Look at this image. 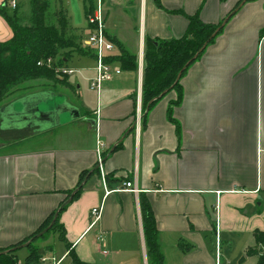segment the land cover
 Returning <instances> with one entry per match:
<instances>
[{"label": "crops", "instance_id": "crops-1", "mask_svg": "<svg viewBox=\"0 0 264 264\" xmlns=\"http://www.w3.org/2000/svg\"><path fill=\"white\" fill-rule=\"evenodd\" d=\"M52 2L93 51L85 40L96 0ZM240 2L104 0L108 37L136 55L137 69L113 61L121 73L92 89L95 58L75 53L68 61L75 72L53 89L63 96L58 105L53 93L37 91L0 107L1 130L18 132L0 140V249L56 212L71 249L53 232L40 244L53 247L42 264H72L71 250L92 264H149L143 201L152 207L164 264H217L218 244L223 264L236 237L255 242L264 231V0H246L227 18ZM0 7L13 14L9 0ZM194 15L227 20L182 77L180 102L171 90L144 110L147 40L183 37ZM12 37L0 14V42ZM115 47L112 57L121 52ZM42 101L48 111L39 109ZM126 181L140 192L117 191ZM57 240L59 259L51 256Z\"/></svg>", "mask_w": 264, "mask_h": 264}, {"label": "trees", "instance_id": "trees-1", "mask_svg": "<svg viewBox=\"0 0 264 264\" xmlns=\"http://www.w3.org/2000/svg\"><path fill=\"white\" fill-rule=\"evenodd\" d=\"M244 1L246 0H241L227 18L236 13ZM29 5L32 10L30 25H23L20 21L18 11L20 2H18L17 8L13 9V14L7 7H0V14L13 30L11 39L0 42V101L14 86L23 81L45 75L57 76L56 67H68V61L75 53L81 55L90 53L96 58L95 51L86 48L83 45V39L72 33L69 18L63 8H54L51 0H29ZM225 20L214 24L204 22L198 15L190 16L189 26L183 37L166 41L147 40L143 82L144 110L151 108L171 90L178 91V99L174 101V104L180 102L182 77L222 32ZM110 40L121 52L118 56H109L107 60L109 62L119 61L123 69H137L136 55L125 50L118 40L111 37ZM48 58L56 59V64L51 67L45 64L39 66L41 60L46 61ZM77 195L78 192L74 196ZM55 214L56 212L39 230L25 240L13 247L0 249V264H42V258L52 251L53 247L51 245L42 247L40 244L48 239L53 232H57L60 238L66 242L67 248L71 249L70 243L66 241L65 230L57 217L51 229L26 246L29 253L25 261L20 263L18 250L47 228ZM142 217L148 263L164 264L165 257L158 238L156 219L152 207L147 201L142 202ZM254 235L255 245L248 248L247 253L256 257V264H264V231L258 230ZM69 255L72 264H92L80 260L75 253H72V250Z\"/></svg>", "mask_w": 264, "mask_h": 264}, {"label": "rangeland", "instance_id": "rangeland-1", "mask_svg": "<svg viewBox=\"0 0 264 264\" xmlns=\"http://www.w3.org/2000/svg\"><path fill=\"white\" fill-rule=\"evenodd\" d=\"M51 1H53V0H51ZM65 1H68V0H65ZM19 2H20V8L18 9V11H19L20 21L23 25H30L31 24L32 10H31V7L29 5V0H19ZM51 22H53V21H51ZM106 31H107V29H106ZM41 62H42V64H39V66H43L45 64V61L41 60ZM54 62L56 64V62H57L56 59H54ZM58 67H56L57 76L45 75L42 77H36L34 79H29V80L23 81L20 84L14 86V88L7 95H5L4 99L2 101H0V107L3 104L15 101L16 99H18L24 95H28L29 93H32V92L36 93L37 91H46V92L53 93L54 96L50 99V101H52L54 99L55 102H57L56 105H58L59 104L58 101L60 102L61 99H63V96L56 93L53 89H55L56 91H59L62 88H64L63 85H65L67 83V76H68V75H64V74H61L60 72H58V70H57ZM50 105H51L50 103H48L46 101H42V102H40L39 109L42 112L48 111V109L50 108ZM56 105L54 107H56ZM16 109L18 111L19 110L22 111L23 106H22L21 102H19V101L16 102ZM17 133L18 132H16V131L13 133L7 132L4 130H1V128H0V140L1 139L11 140L12 138L15 137V135H11V134H17ZM244 238L245 237H243V239ZM243 239H239V237H236L235 243L231 247V250L228 247H226V249L224 248L223 259H222L224 261L223 264H255L256 263V261H257L256 257L250 256L247 253V247L250 245L253 246L255 244L254 240L250 239L249 242L246 245H244ZM59 244H61V246H64L61 242H59L57 240L55 242V251L52 252V254H51V256H55L57 259L60 258V253L57 251ZM54 254H56V255H54ZM26 255H27L26 249L19 250V260L22 261V263L25 261ZM64 264H68V263L66 262Z\"/></svg>", "mask_w": 264, "mask_h": 264}, {"label": "built area", "instance_id": "built-area-1", "mask_svg": "<svg viewBox=\"0 0 264 264\" xmlns=\"http://www.w3.org/2000/svg\"><path fill=\"white\" fill-rule=\"evenodd\" d=\"M19 0H9V6L13 9L17 8ZM88 23L91 28V32L88 35L87 39L85 40V44L92 48L96 53V76L92 80L91 88L92 89H99L102 82L107 80H112L115 75L121 73L120 68H114L107 60L109 56L115 50V44L109 39L107 31H106V20H105V6L104 0H96V4L92 10V12L87 17ZM42 64V62H39ZM45 64L48 67H51L55 64L53 58H48L45 61ZM58 72L64 75H71L75 72L74 69L66 66L58 67ZM141 112L138 115V121L140 120ZM117 191H132L134 193H139L140 190L137 185L133 181H126L123 185L116 189ZM107 193L110 191L107 190ZM99 210L94 208L92 210L93 215L98 216ZM94 220L93 223H95ZM221 246L218 244L217 246V257L218 262L217 264H221L220 256H221ZM49 261V258L43 257L42 262ZM51 261V260H50ZM53 264H59V261H55L53 259Z\"/></svg>", "mask_w": 264, "mask_h": 264}, {"label": "water", "instance_id": "water-1", "mask_svg": "<svg viewBox=\"0 0 264 264\" xmlns=\"http://www.w3.org/2000/svg\"><path fill=\"white\" fill-rule=\"evenodd\" d=\"M226 20H227V19H226ZM226 20H225V21H226ZM224 23H225V22H224ZM188 64H189V63H188ZM180 77H181V74L179 75V78H180ZM57 217H58V213L55 214V217H54L53 221L51 222V224H50L47 228H45L42 232L38 233V234L35 235L33 238H31L27 243L24 244V246L29 245V244H30L35 238H37V237L43 235V234L46 233L49 229H51L52 226L55 224Z\"/></svg>", "mask_w": 264, "mask_h": 264}]
</instances>
